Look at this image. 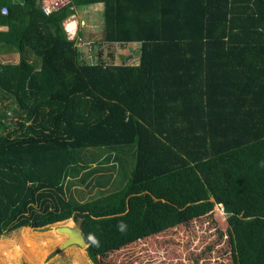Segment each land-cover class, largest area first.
<instances>
[{
	"label": "trees",
	"instance_id": "1",
	"mask_svg": "<svg viewBox=\"0 0 264 264\" xmlns=\"http://www.w3.org/2000/svg\"><path fill=\"white\" fill-rule=\"evenodd\" d=\"M41 3L0 0V238L82 218L101 264L222 205L233 264H264V0Z\"/></svg>",
	"mask_w": 264,
	"mask_h": 264
},
{
	"label": "rangeland",
	"instance_id": "2",
	"mask_svg": "<svg viewBox=\"0 0 264 264\" xmlns=\"http://www.w3.org/2000/svg\"><path fill=\"white\" fill-rule=\"evenodd\" d=\"M79 13L81 17L94 15L92 11ZM84 35L89 36L87 30ZM97 36L98 34L95 40H98ZM127 49L128 47L125 50ZM111 50L115 53H123L119 47ZM133 52L132 56H134ZM127 53L130 52L126 51L125 54ZM7 57L0 56V60L15 64L20 61L19 54ZM133 58L130 59V63L137 62V59ZM88 62H94V59ZM119 63L121 61L117 59V64ZM6 116L10 117L9 114ZM226 219L223 206L217 205L207 215L191 220L177 229H170L138 241L110 254L107 258H101L100 262L101 264H233ZM75 224L76 221L72 219L42 229L26 227L30 230L21 228L1 237L0 250L10 253L17 245L20 252L16 256L13 253L8 256L0 253V264H94L87 254V249L78 246L62 247L67 236L59 233L57 228L74 227ZM23 236L27 238L23 239Z\"/></svg>",
	"mask_w": 264,
	"mask_h": 264
},
{
	"label": "crops",
	"instance_id": "3",
	"mask_svg": "<svg viewBox=\"0 0 264 264\" xmlns=\"http://www.w3.org/2000/svg\"><path fill=\"white\" fill-rule=\"evenodd\" d=\"M102 8H103L102 4H96L94 6L89 7L88 9H86L84 11H77L76 14H74L72 16L80 24V27H79L80 28V32L82 31L83 35L86 32V30H87L89 36L86 37L84 35V37H85V39L88 42L89 41L90 42L96 41L95 40L96 34H98V36H97L98 40H100L102 38L104 25H103V21L99 17V14L101 13ZM91 11H92V13H94V15H87L86 17H81V15H79L80 14L79 12H81V13H90ZM91 19H93V21ZM94 19H96V21ZM81 25H82V28H81ZM5 30H7V28L0 26V32L1 31H5ZM127 47H128L127 50H125L126 48L119 47L123 51V53H121V54L122 55H128V57H131L133 50L135 52L138 49L139 44L132 43V44H129ZM126 51H129L130 53L125 54ZM134 52H133V54L135 55L136 52L135 53ZM13 55H17V54L9 53V54H1L0 56H2V57L11 56L12 57ZM7 59H9V58L7 57Z\"/></svg>",
	"mask_w": 264,
	"mask_h": 264
},
{
	"label": "built area",
	"instance_id": "4",
	"mask_svg": "<svg viewBox=\"0 0 264 264\" xmlns=\"http://www.w3.org/2000/svg\"><path fill=\"white\" fill-rule=\"evenodd\" d=\"M71 0H42L41 7L46 15H50L53 12L59 11L64 7L68 6ZM1 13L4 15L8 14V8L2 7ZM74 17L68 18L63 22L64 31L69 40L75 42L77 47L83 48L85 46L90 47V42L84 41L80 35V24L73 21Z\"/></svg>",
	"mask_w": 264,
	"mask_h": 264
},
{
	"label": "water",
	"instance_id": "5",
	"mask_svg": "<svg viewBox=\"0 0 264 264\" xmlns=\"http://www.w3.org/2000/svg\"><path fill=\"white\" fill-rule=\"evenodd\" d=\"M139 54L140 50H138L134 56L128 57L127 61H129L133 57H138ZM82 223L83 219L78 218L74 227L63 226L57 228V231L59 233H62L67 236L66 240L62 245L63 248L78 246L80 248L87 249L89 247V243L83 233Z\"/></svg>",
	"mask_w": 264,
	"mask_h": 264
},
{
	"label": "bare ground",
	"instance_id": "6",
	"mask_svg": "<svg viewBox=\"0 0 264 264\" xmlns=\"http://www.w3.org/2000/svg\"><path fill=\"white\" fill-rule=\"evenodd\" d=\"M74 22H76V19H73ZM23 239H25V237L23 236ZM77 250V249H76Z\"/></svg>",
	"mask_w": 264,
	"mask_h": 264
}]
</instances>
